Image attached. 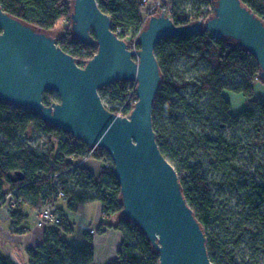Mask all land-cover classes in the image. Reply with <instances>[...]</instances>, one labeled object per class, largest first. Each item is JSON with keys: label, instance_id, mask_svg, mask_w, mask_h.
<instances>
[{"label": "trees", "instance_id": "1", "mask_svg": "<svg viewBox=\"0 0 264 264\" xmlns=\"http://www.w3.org/2000/svg\"><path fill=\"white\" fill-rule=\"evenodd\" d=\"M198 1L203 4L194 12H187L178 0H168L173 22H194L207 14L209 4H215V0ZM242 3L264 20V0ZM98 4L110 16L114 31L118 26L134 32L142 28L141 0H98ZM0 5L11 16L55 36L58 45L80 65L98 50L97 44L81 43L72 31L74 0H0ZM61 21L66 24L56 36L51 31ZM194 48L201 52L207 65L188 78L190 70L184 66L195 57L191 54ZM155 55L161 73L153 108L156 140L162 154L175 167L184 197L205 232L210 260L214 264H264V141L263 155L255 168L257 179L234 160L243 142L235 132H225L242 127L243 123H251L257 133L264 130V99L257 98L254 92V84L264 81L258 62L234 39H213L205 31L163 38L155 47ZM225 90L245 96L246 107L233 114L231 102L223 94ZM58 100L59 95L53 90L43 94L46 104ZM107 108L116 112L115 108ZM31 128L49 134L48 154H39L33 146L24 148L19 137ZM87 147L86 142L44 121L36 111L12 110L0 100V202L5 197L2 191L14 188L17 207L27 203L36 209L41 203L52 201L58 186L47 175L83 158ZM102 151L105 156L97 158L112 162L109 153ZM215 171H221L233 189L244 194L248 210L235 220V216H217L212 195ZM59 179L68 196L69 210L79 203L100 201L105 218L119 216L114 227L122 231L123 239L114 264H158L159 255L147 236L122 217L120 183L113 166H102L98 177L85 167H76ZM12 217L18 219L16 213ZM71 232L68 222L51 226L42 243L28 250L30 264H94L93 235L85 232L88 244L73 246L67 239ZM0 264L14 263L0 252Z\"/></svg>", "mask_w": 264, "mask_h": 264}, {"label": "water", "instance_id": "2", "mask_svg": "<svg viewBox=\"0 0 264 264\" xmlns=\"http://www.w3.org/2000/svg\"><path fill=\"white\" fill-rule=\"evenodd\" d=\"M71 20L81 43L98 46L84 65L55 36L0 5V100L36 111L91 148L106 149L120 183L122 217L147 236L158 264H214L177 171L156 140L153 108L161 73L155 47L163 38L201 31L214 39L229 37L254 56L264 79V20L242 0H215L206 21L186 25H176L162 11L151 15L139 33L136 52L114 32L98 0H74ZM118 80L137 81L138 100L128 117L110 111L100 95L101 88ZM46 90L57 92L59 100L46 104Z\"/></svg>", "mask_w": 264, "mask_h": 264}, {"label": "crops", "instance_id": "3", "mask_svg": "<svg viewBox=\"0 0 264 264\" xmlns=\"http://www.w3.org/2000/svg\"><path fill=\"white\" fill-rule=\"evenodd\" d=\"M260 93L255 88V96L264 99V85L259 84ZM224 96L231 102V112L237 114L243 110L247 98L242 94L233 93L225 90ZM87 168L92 175L98 177L102 164L97 158L88 160L83 166ZM68 201H61L62 207L66 210L68 223L72 228V232L67 236L69 244L73 246H84L88 244L85 232L89 233V228H97V232L93 235L94 246V264H114L118 260V250L121 246L123 234L118 228H115L119 216L105 218L102 215V203L100 201L89 204L79 203L74 210L67 207ZM6 206L0 211V227L3 228V237L6 241L17 236H26L27 258L22 255L21 249L12 241V248L7 243L6 251L3 254L9 256L14 264H30L28 250L37 247L42 243L46 233L51 228L49 225L39 227L35 225L34 214L35 208L25 203L15 208L13 213L17 214L18 219H14L10 215L4 214ZM7 231L8 233H6ZM10 233V234H9ZM25 240V238H23Z\"/></svg>", "mask_w": 264, "mask_h": 264}, {"label": "built area", "instance_id": "4", "mask_svg": "<svg viewBox=\"0 0 264 264\" xmlns=\"http://www.w3.org/2000/svg\"><path fill=\"white\" fill-rule=\"evenodd\" d=\"M141 14H142V28L134 32L131 28L118 26L114 31L120 38H123L128 43V48L133 49L135 52L140 48L138 40L139 33L147 24L151 15L156 14V9L160 8L167 15H170L172 7L167 3L166 0H141ZM214 13V3H211L207 6V14L202 15L199 19L202 18L203 21H206L209 18V15ZM211 37L212 35L208 33ZM213 38V37H212ZM214 39V38H213ZM138 59L137 56H134ZM256 80H259V77L256 76ZM108 95L111 97L113 102V108H115L118 115L129 116L134 109V105L138 100L137 96V81L136 80H118L113 81L110 84L104 86L100 89V95ZM8 106L12 110H18L24 112L25 110H30L25 106H17L13 103H8ZM35 135L29 137L26 133L21 135L19 140L24 143V148H33L37 149L39 154H48L49 153V143L47 137L49 134L35 129ZM3 140H6L3 138ZM102 149L103 147L95 146L93 148L87 147L86 154L83 158L74 160L73 163L66 169L59 168V170L51 175H47L48 178L52 180L53 183L58 186V193L53 197V200L40 204L38 208L35 209L34 222L36 226L43 227L46 224L50 227L60 223L68 222V216L66 210L62 207L61 201H66L68 199L67 193L64 189L59 176L67 171H73L76 167H83L85 163L91 158H97V156H105ZM106 150V149H105ZM101 161L102 166L111 167L113 163L105 157L97 158ZM5 194L4 199L0 202V209H3L2 203L5 202L8 206H15L16 201L14 200V195L17 192V188L12 190L4 189L2 191ZM8 210V209H7ZM98 230L97 228H89V233L94 234Z\"/></svg>", "mask_w": 264, "mask_h": 264}, {"label": "rangeland", "instance_id": "5", "mask_svg": "<svg viewBox=\"0 0 264 264\" xmlns=\"http://www.w3.org/2000/svg\"><path fill=\"white\" fill-rule=\"evenodd\" d=\"M153 1V0H152ZM168 2V0H166ZM199 2V3H198ZM179 6L183 8L187 12H194V10L201 4L202 2L198 0H178ZM169 4V3H168ZM156 14L161 13L163 10L158 8L156 9ZM65 21H61L57 27L52 30L51 32L59 36L62 31L63 27L65 25ZM191 54L195 56L194 58H190L189 62L185 64L184 68H188L190 70V73L187 75L188 78L195 76V74L206 67L207 63L206 61L201 58V52L194 48L191 51ZM196 60V61H195ZM259 84L264 85V81L262 82H256L254 84V88L257 93H260V87ZM103 102L105 106L112 107L113 108V102L111 100V97L108 95H102ZM247 104L243 105V109L246 107ZM225 132L230 135L232 132H235L238 136L239 140H241L243 143L239 145L238 153L236 156L235 162H238V164H241L244 168L248 170V172H252L254 175V178L259 179L258 175L255 173V168L258 165V160L263 155V145H261L262 141H264V130H262L260 133H257L255 128L251 123H243L242 127H235L234 129H226ZM35 129L31 128L27 131V134L29 137H32L35 135ZM48 143L51 142L49 139H47ZM50 146V145H49ZM93 159V158H91ZM90 160V159H89ZM100 162L102 160H99ZM213 180H215V183L212 184V195L214 197L215 206L217 210V216H220V214H224L225 216H235L234 219L239 217L246 213L248 210V206L246 204V199L244 197V194L242 192H239L238 190L233 189L232 185L229 184L228 178L224 177L221 171H215L212 175ZM232 182H236L235 173L232 174ZM242 180V179H240ZM6 203L3 202L2 206L5 207ZM8 206H6L7 208ZM17 206H11L7 208L4 212V214H8L11 216V214L15 211V208ZM2 209H0L1 211ZM234 213V215H233ZM236 213V215H235ZM68 221V220H67ZM1 223V222H0ZM3 228L0 227V252L3 253L6 251V245L7 243L12 248V241H14L18 246L20 251L22 252V255L24 258H27V251H26V236H17L15 238H11L10 243L9 241H6L3 237ZM8 233L7 231H5ZM10 234V233H9ZM25 238V240H23ZM23 264V263H21Z\"/></svg>", "mask_w": 264, "mask_h": 264}, {"label": "flooded vegetation", "instance_id": "6", "mask_svg": "<svg viewBox=\"0 0 264 264\" xmlns=\"http://www.w3.org/2000/svg\"><path fill=\"white\" fill-rule=\"evenodd\" d=\"M158 14H159V13H158ZM53 102H54V101H53ZM51 103H52V102H51ZM51 103H50V104H51Z\"/></svg>", "mask_w": 264, "mask_h": 264}]
</instances>
